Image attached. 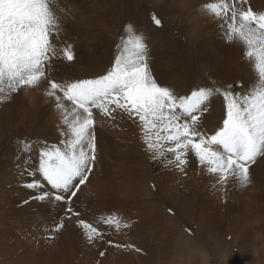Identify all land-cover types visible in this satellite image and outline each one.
<instances>
[{"label":"snow or ice","instance_id":"6c2138e0","mask_svg":"<svg viewBox=\"0 0 264 264\" xmlns=\"http://www.w3.org/2000/svg\"><path fill=\"white\" fill-rule=\"evenodd\" d=\"M203 8L219 22L228 42L244 48L243 56L255 73L247 90L240 82L218 86L212 80L211 86L177 94L158 82L148 37L132 24L124 26L125 35L103 74L58 81L51 75L54 61L76 60L73 45L56 43L69 11L59 0H0V106L24 89L43 88L59 112V143L19 139L14 161L20 177H31L22 186L36 193L19 207L32 201L64 206L58 222L45 229L46 242L65 229L66 221L74 220L89 245L104 241L118 250L142 252L134 243L106 239L113 230L131 229L134 221L113 212L90 222L74 208L98 163L97 127L117 128V121L125 118L137 126L150 161L186 176L194 157L213 178V190L225 197L229 185L244 190L253 183L251 170L264 158V11H255L250 0H215ZM151 19L161 26L155 14ZM221 97L222 120L209 133L202 118Z\"/></svg>","mask_w":264,"mask_h":264},{"label":"bare ground","instance_id":"6f19581e","mask_svg":"<svg viewBox=\"0 0 264 264\" xmlns=\"http://www.w3.org/2000/svg\"><path fill=\"white\" fill-rule=\"evenodd\" d=\"M250 4L255 11H264V0H250ZM207 16L211 19L203 24L205 34L201 40L194 32L197 48L202 49L208 62L196 59L194 65H201L205 75L196 77L163 34L157 33L159 39L155 40L148 33L153 44L149 47L154 75L159 83L173 87L180 95L189 94L195 87L211 86L212 80L218 81V86L240 82L247 90L255 80V73L243 56L244 48L238 42H228L216 18L210 13ZM74 50L77 58L82 56L88 62L53 63L54 79L71 80L70 75L78 73L81 75L76 79L86 78L82 69L89 72L94 66L107 65L102 53L79 46H74ZM186 77V83L179 87ZM218 100L214 99L211 108L214 107L202 118L208 132L214 131L222 120L223 110ZM58 123L59 112L54 101L44 95L43 88L24 89L11 102L0 106V125L7 127V132L0 135V264H192L198 251L194 240L182 232L177 220L165 214L164 203L192 212L194 234L202 240L216 230L227 238L225 228L240 233L244 225L258 228L264 234V158L251 170L253 183L244 190L229 185L225 197L213 190V178L198 166L194 157L186 166V176L150 161L143 151L137 126L125 118L117 121V128L97 127L98 163L90 183L78 194L74 208L81 213V218L90 222L113 212L134 221L131 229L121 233L113 230L106 239L134 243L142 252L118 250L104 241L89 245L74 220L66 221L65 229L54 240L46 242L45 229L58 222L64 206L32 201L19 207L22 200L36 193L22 186L31 177H20L14 161L19 139L58 144L61 138ZM151 183L159 192L162 204L153 197ZM263 238L259 236L262 243ZM100 251H105L103 257L99 256ZM173 252L176 253L173 255ZM205 252L197 254L203 264H209Z\"/></svg>","mask_w":264,"mask_h":264},{"label":"rangeland","instance_id":"374dc122","mask_svg":"<svg viewBox=\"0 0 264 264\" xmlns=\"http://www.w3.org/2000/svg\"><path fill=\"white\" fill-rule=\"evenodd\" d=\"M59 3L61 7L69 11V15L65 16L66 22L64 21L62 25L63 30L56 41L57 46L65 44H71L73 47L79 46L93 53H102L100 55L107 59L106 66H94L91 68L92 71L89 69V72L82 69L86 78L103 74L110 67L115 54V45L119 42L120 36L125 35L124 26L126 24H132L136 31L146 34L148 44H152V38L159 39L157 33L163 34L169 46L181 55L196 77L200 79L205 75L201 65H194L196 59L208 63L206 56H203L202 49L197 48V38L194 32L196 31L200 40L205 34L203 24L211 18L207 16L209 12L203 8V5L211 3L209 0H184V2L183 0H59ZM153 14L161 20V26L157 27L153 23L151 19ZM148 33L152 34L150 35L152 38ZM79 57H76L72 63L88 62V59ZM62 60L57 59L54 64L57 65ZM80 75L81 73L77 74V76ZM77 76L70 75V78L71 80L76 79ZM187 80L188 77L178 86L181 87ZM218 101L219 108L223 110L222 97ZM0 126V135H2L7 132V127L2 124ZM152 185L154 184L151 183L153 197L156 198L158 204H162L159 192L153 189ZM162 206L165 214L177 220L182 232L193 238L194 246L198 249L197 253L206 251L210 260L209 264H264V243L259 241V236H264V234H260L258 228L244 225L242 234V232H232L227 227L225 228L227 238L220 230H216L202 240L194 234L192 212H183L167 203ZM169 209L172 210L171 213ZM186 228L191 230V235L185 231ZM262 229L264 233V216ZM174 253L176 252H173V255ZM197 253L192 258V264H203ZM177 256H180L179 251ZM177 263H179L178 260Z\"/></svg>","mask_w":264,"mask_h":264}]
</instances>
